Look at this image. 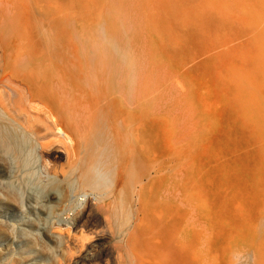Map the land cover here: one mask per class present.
I'll list each match as a JSON object with an SVG mask.
<instances>
[{"label":"rangeland","instance_id":"374dc122","mask_svg":"<svg viewBox=\"0 0 264 264\" xmlns=\"http://www.w3.org/2000/svg\"><path fill=\"white\" fill-rule=\"evenodd\" d=\"M53 1L60 56L67 47L76 64H133L151 87L148 110L165 152L158 141L149 146L143 217L155 226L165 217L170 229L160 249L150 232L138 234L151 255L136 264H264V0ZM39 191L28 188L29 207L9 223L52 254L56 214L38 210ZM54 205L62 216L65 204Z\"/></svg>","mask_w":264,"mask_h":264},{"label":"bare ground","instance_id":"6f19581e","mask_svg":"<svg viewBox=\"0 0 264 264\" xmlns=\"http://www.w3.org/2000/svg\"><path fill=\"white\" fill-rule=\"evenodd\" d=\"M54 13L53 0H0V264H136L151 255L138 234L150 232L160 249L170 229L165 217L156 226L143 217L149 146L158 141L165 152L148 110L151 87L133 64H76L67 47L60 56ZM30 186L40 188L38 210L56 214L52 254L9 223L27 207ZM174 199L182 203L180 193ZM27 225L49 237L40 221ZM174 230L180 247L181 224ZM192 233L196 246L195 225Z\"/></svg>","mask_w":264,"mask_h":264}]
</instances>
